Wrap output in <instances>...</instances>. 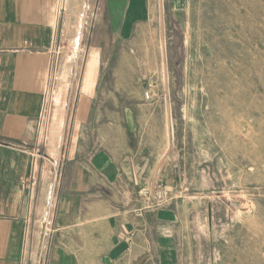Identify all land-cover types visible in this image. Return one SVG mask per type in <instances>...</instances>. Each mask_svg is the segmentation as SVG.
Returning <instances> with one entry per match:
<instances>
[{
  "label": "crops",
  "instance_id": "1",
  "mask_svg": "<svg viewBox=\"0 0 264 264\" xmlns=\"http://www.w3.org/2000/svg\"><path fill=\"white\" fill-rule=\"evenodd\" d=\"M146 1L102 0L119 37L148 21ZM58 7L0 0V264H178L180 209L147 201L165 154L158 102L124 103L123 68L90 47L74 108L59 122L48 111L69 20ZM170 159L156 182L174 189Z\"/></svg>",
  "mask_w": 264,
  "mask_h": 264
},
{
  "label": "rangeland",
  "instance_id": "2",
  "mask_svg": "<svg viewBox=\"0 0 264 264\" xmlns=\"http://www.w3.org/2000/svg\"><path fill=\"white\" fill-rule=\"evenodd\" d=\"M65 6L53 121L74 108L89 48L110 57L129 82L116 96L160 105L155 131L179 180L156 182L147 201L180 209L178 264H264V0H147L130 39L102 0Z\"/></svg>",
  "mask_w": 264,
  "mask_h": 264
},
{
  "label": "water",
  "instance_id": "3",
  "mask_svg": "<svg viewBox=\"0 0 264 264\" xmlns=\"http://www.w3.org/2000/svg\"><path fill=\"white\" fill-rule=\"evenodd\" d=\"M162 41H164V37H163V35H164V32H163V29H162ZM164 72H165V81H167V75H166V73H167V71H166V67H164ZM169 106H168V116L170 117V115H171V112L169 111ZM169 125H170V119H169ZM169 140H170V144H171V130H169ZM168 152H169V149H168V151L162 156V158L160 159V161L158 162V164H157V166H156V169H155V177H154V182H153V186L155 187V184H156V179H157V175H158V172H159V170H160V167H161V165L163 164V162H164V160L166 159V157H167V154H168Z\"/></svg>",
  "mask_w": 264,
  "mask_h": 264
},
{
  "label": "built area",
  "instance_id": "4",
  "mask_svg": "<svg viewBox=\"0 0 264 264\" xmlns=\"http://www.w3.org/2000/svg\"><path fill=\"white\" fill-rule=\"evenodd\" d=\"M65 2H66V0H59L58 9L60 12L65 11V9H66ZM145 97L147 100H149L151 98V92L149 90L145 91Z\"/></svg>",
  "mask_w": 264,
  "mask_h": 264
}]
</instances>
